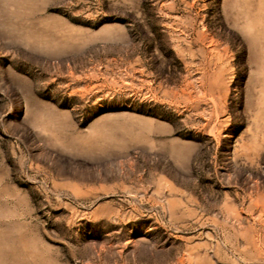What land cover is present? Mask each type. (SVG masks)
Instances as JSON below:
<instances>
[{"label":"rangeland","instance_id":"obj_1","mask_svg":"<svg viewBox=\"0 0 264 264\" xmlns=\"http://www.w3.org/2000/svg\"><path fill=\"white\" fill-rule=\"evenodd\" d=\"M0 264H264V0H0Z\"/></svg>","mask_w":264,"mask_h":264}]
</instances>
